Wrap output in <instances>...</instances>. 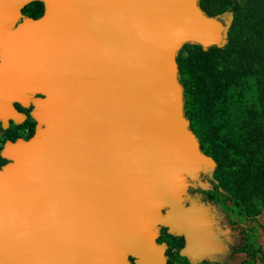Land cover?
<instances>
[{"label":"water","instance_id":"95a60500","mask_svg":"<svg viewBox=\"0 0 264 264\" xmlns=\"http://www.w3.org/2000/svg\"><path fill=\"white\" fill-rule=\"evenodd\" d=\"M227 29L198 0H0V121L41 93L35 133L1 152L0 264H168L160 225L184 234L183 255L204 247L206 213L184 200L212 160L176 55Z\"/></svg>","mask_w":264,"mask_h":264},{"label":"trees","instance_id":"16d2710c","mask_svg":"<svg viewBox=\"0 0 264 264\" xmlns=\"http://www.w3.org/2000/svg\"><path fill=\"white\" fill-rule=\"evenodd\" d=\"M208 16L225 20L231 14L227 36L220 45L207 48L183 44L177 52L178 80L183 89V113L199 141L202 153L224 177L196 192L189 201L205 198L216 203L226 224L222 241L236 242L232 252L245 256L248 264H264L260 221L264 209V0H198ZM41 1L26 4L21 13L36 19L43 14ZM225 22V21H224ZM11 123L4 130L24 128ZM0 121V131L2 129ZM11 137V138H10ZM0 168L4 164L1 156ZM166 245L168 264H190L182 243L167 232L157 238ZM135 264V263H132ZM223 264H230L224 260Z\"/></svg>","mask_w":264,"mask_h":264},{"label":"rangeland","instance_id":"374dc122","mask_svg":"<svg viewBox=\"0 0 264 264\" xmlns=\"http://www.w3.org/2000/svg\"><path fill=\"white\" fill-rule=\"evenodd\" d=\"M230 17L231 14L225 15L224 21L227 24V27H229L230 24ZM188 44H193V43L189 42ZM182 46L183 44L181 45L180 49L182 48ZM1 126L3 130L0 131V144L4 145L8 139V137L5 136L4 134V130L8 126V123L7 124L2 123ZM221 178L224 179V177L221 176L216 170V166L214 162L211 161L207 164V166L203 170L199 172V174L195 178L191 180L189 179L190 191L187 193L189 195H195V193L199 192L200 190H206L210 188L212 180L218 183L219 181H221ZM199 204L206 213V217H207L206 229H205L206 241L204 247L195 251L193 254L184 255L185 258L189 260L190 264H223L225 259L229 260L230 264H248L245 261V256L243 254L232 252V247H234V244L236 242L234 239L228 238L229 236H227V239H229V244H226L222 241L220 231L223 232L222 227L225 226L226 221L225 218H223L219 205L210 201L207 198L202 200ZM260 221L264 224V209L260 217ZM168 231L169 230H164V232H168ZM259 239H260V244L264 248V232L261 233ZM255 264H259V263H255Z\"/></svg>","mask_w":264,"mask_h":264},{"label":"flooded vegetation","instance_id":"af4514ba","mask_svg":"<svg viewBox=\"0 0 264 264\" xmlns=\"http://www.w3.org/2000/svg\"><path fill=\"white\" fill-rule=\"evenodd\" d=\"M40 96H41V93L34 92V93L30 94V97H29L26 104H22V103L17 102V101L13 102V107L23 115V119L20 121L21 123L15 122L13 120H9L8 126L6 127V129H8V127L11 126V123L22 124L24 121H26L28 119L30 120V123L27 124L26 127H24V128L9 129V136L13 137L14 139H7V142H15V141L20 140V139L27 140L35 133L36 129L39 127V123L33 118L32 112L35 109L34 101L36 98H38ZM2 148H3V144H2ZM1 152H2V150H1ZM3 159H4V164H2V166H4L6 163H8L10 161V159H7L5 157H3ZM188 181L190 183V180H188ZM189 191H190V184H189V188H188V192ZM195 198H196V194L195 195L187 194L185 197V200H184V204L187 205L189 203V201H192ZM161 227L164 229H162ZM161 229H162V231H161ZM164 230H169V228L165 225H160L158 227V237L161 233L164 232ZM167 233L170 234L176 240L180 241L182 243V248H184V246L186 245V240H185V236L183 233L178 234L176 232H170V231H168ZM128 261L130 264L135 263V259L133 257H128Z\"/></svg>","mask_w":264,"mask_h":264}]
</instances>
